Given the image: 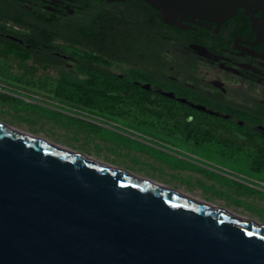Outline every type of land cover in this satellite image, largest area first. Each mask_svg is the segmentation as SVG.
Wrapping results in <instances>:
<instances>
[{"label":"flooded vegetation","instance_id":"af4514ba","mask_svg":"<svg viewBox=\"0 0 264 264\" xmlns=\"http://www.w3.org/2000/svg\"><path fill=\"white\" fill-rule=\"evenodd\" d=\"M22 92L92 116H138L142 129L191 147H249L252 161L264 159V124L235 117L264 115V13L240 7L224 20L173 25L147 0H0V95ZM210 116L249 123L255 135Z\"/></svg>","mask_w":264,"mask_h":264},{"label":"water","instance_id":"95a60500","mask_svg":"<svg viewBox=\"0 0 264 264\" xmlns=\"http://www.w3.org/2000/svg\"><path fill=\"white\" fill-rule=\"evenodd\" d=\"M165 23L264 0H147ZM0 264H264V228L0 126Z\"/></svg>","mask_w":264,"mask_h":264},{"label":"rangeland","instance_id":"374dc122","mask_svg":"<svg viewBox=\"0 0 264 264\" xmlns=\"http://www.w3.org/2000/svg\"><path fill=\"white\" fill-rule=\"evenodd\" d=\"M42 96L47 98L0 95V124L264 224V168L252 171L253 149L223 148L213 142L191 147L180 137L163 138L142 129L141 117L92 116L67 101ZM226 118L213 122L236 126L242 136L255 135L246 127L249 123Z\"/></svg>","mask_w":264,"mask_h":264},{"label":"bare ground","instance_id":"6f19581e","mask_svg":"<svg viewBox=\"0 0 264 264\" xmlns=\"http://www.w3.org/2000/svg\"><path fill=\"white\" fill-rule=\"evenodd\" d=\"M0 126H2L3 128H6V129H8V130H11V131L14 132V133H18V134H20V135H23V136H25V137H27V138H30V139H33V140H36V141H39V142H42V143H47V144H51V145L57 146V147L60 148L61 150H64V151H66V152H68V153L76 154V155H79V156H81V157H83V158H85V159H88V160H91V161H94V162L100 163V164H102V165L109 166V165H107V164L101 163V162H99V161H97V160H95V159H93V158H91V157H89V156L84 155V154H80V153L74 152V151H72V150H68V149H66V148H63V147H61V146L55 145L54 143L50 142L49 140H47V139H45V138H42V137H39V136H35V135L29 134V133H27V132H23V131H20V130L14 129V128H12V127L10 128V127L5 126V125H3V124H0ZM110 167H112V166H110ZM112 168H113V169H116V170H119V171H122V172H124V173H126V174H128V175H131V176H134V177H137V178H141V177H138V176L133 175V174H131V173H128V172H126V171L120 170V169H118V168H115V167H112ZM141 179H143V178H141ZM143 180H146V179H143ZM147 181H149V180H147ZM150 182H152V181H150ZM152 183L155 184V185H157V186H159V187H162V188L165 189V190H168V191H170V192H173V193H175V194H178V195H180V196H183V197L188 198V199H190V200H193V201H195V202H198V203L204 204L205 206H208V207H210V208H213V209H215V210H217V211H220V212H223V213H226V214L232 215V216L237 217V218H239V219H241V220H243V221H245V222H248V223L253 224V225H255V226H259V227L264 228V224H262V223H260V222H258V221H256V220H253V219L247 218V217H245V216H243V215H240V214H237V213L230 212V211H228V210H226V209H224V208L218 206V205L215 204V203H211V202H206V201L200 200V199L195 198V197H193V196H191V195H189V194H187V193H185V192H182V191H179V190L172 189V188H170V187H167V186H164V185L158 184V183H156V182H152Z\"/></svg>","mask_w":264,"mask_h":264},{"label":"trees","instance_id":"16d2710c","mask_svg":"<svg viewBox=\"0 0 264 264\" xmlns=\"http://www.w3.org/2000/svg\"><path fill=\"white\" fill-rule=\"evenodd\" d=\"M144 91L149 92L148 90H144ZM60 95H62L66 100H68L72 103H81V104L86 105V106H92L93 105V102H91L90 100H78V101L72 100L71 96L68 95L67 93H62ZM99 103H101V102L99 101ZM208 107H213L215 109H219L218 107L211 105V104H209ZM222 109L226 110V111H232L233 112L234 107L232 105H226V107H222ZM247 115L248 116H244V115L238 116L235 114V117H241V118L247 119L251 123H256V124L262 123V124H264V115L260 114L258 111L248 112ZM179 123H181V121H179ZM203 123L204 122L202 120L199 122L200 125ZM183 124L186 125L188 123L183 122ZM182 134L185 135L186 137L190 136V133H187L185 131L184 127H182ZM262 155L264 156V149L262 150ZM263 168H264V159H262L261 157H255L251 163L252 171L260 172Z\"/></svg>","mask_w":264,"mask_h":264}]
</instances>
